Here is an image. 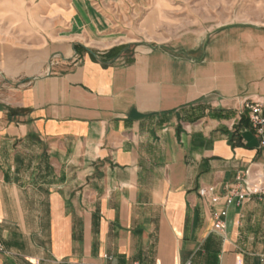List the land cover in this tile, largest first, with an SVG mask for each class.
I'll return each instance as SVG.
<instances>
[{"label": "crops", "instance_id": "0c3cea01", "mask_svg": "<svg viewBox=\"0 0 264 264\" xmlns=\"http://www.w3.org/2000/svg\"><path fill=\"white\" fill-rule=\"evenodd\" d=\"M152 3L40 0L39 41L0 36V264H264V196L197 193L264 189V35L138 45Z\"/></svg>", "mask_w": 264, "mask_h": 264}, {"label": "rangeland", "instance_id": "374dc122", "mask_svg": "<svg viewBox=\"0 0 264 264\" xmlns=\"http://www.w3.org/2000/svg\"><path fill=\"white\" fill-rule=\"evenodd\" d=\"M39 1L0 0V36L39 41L46 33L43 16L39 20L30 13H19V7L28 11ZM150 7L156 9L150 21L154 28L130 33L138 45L170 47L184 37H201L203 47L216 43L218 51L231 48L237 54L246 51L245 40L253 38L250 34L264 35V0H153ZM55 61L51 59V66Z\"/></svg>", "mask_w": 264, "mask_h": 264}, {"label": "built area", "instance_id": "2783aa9c", "mask_svg": "<svg viewBox=\"0 0 264 264\" xmlns=\"http://www.w3.org/2000/svg\"><path fill=\"white\" fill-rule=\"evenodd\" d=\"M243 108L247 112L249 128L255 133V135L261 138V144H264V102L259 100L246 101L243 104ZM248 174L249 172L247 169L240 171L236 175V185L229 188L225 194L221 196L213 194L212 188L202 187L198 189L197 193L201 198L208 200L212 205H217L221 199H223L225 205H229L234 198H237V202H240L250 195L261 194L264 196V189L261 188L260 184L252 185L246 181ZM224 216V208H214L212 210L211 218L213 221V230L215 232L222 231Z\"/></svg>", "mask_w": 264, "mask_h": 264}]
</instances>
